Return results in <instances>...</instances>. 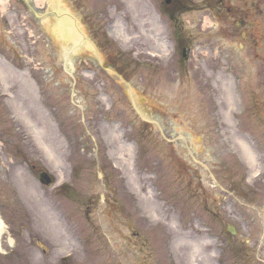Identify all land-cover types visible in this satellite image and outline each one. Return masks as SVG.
Returning <instances> with one entry per match:
<instances>
[{
	"label": "rangeland",
	"instance_id": "rangeland-1",
	"mask_svg": "<svg viewBox=\"0 0 264 264\" xmlns=\"http://www.w3.org/2000/svg\"><path fill=\"white\" fill-rule=\"evenodd\" d=\"M63 1L93 46L68 62L31 0L0 5V264H264V0H232L247 41L222 2L174 23L162 0Z\"/></svg>",
	"mask_w": 264,
	"mask_h": 264
},
{
	"label": "bare ground",
	"instance_id": "bare-ground-1",
	"mask_svg": "<svg viewBox=\"0 0 264 264\" xmlns=\"http://www.w3.org/2000/svg\"><path fill=\"white\" fill-rule=\"evenodd\" d=\"M33 8L31 12L40 21L42 28L47 29L51 36L55 39L56 44L59 45L63 53V58L67 62L75 54L81 53L88 48L93 49L84 34L83 27L80 20L73 14V12L68 8L67 4L63 0H31ZM126 0H122L121 4L124 5ZM7 0H0V5L2 9L4 8ZM122 14H120L121 16ZM122 17V16H121ZM131 25V23H130ZM133 28V27H132ZM109 35L115 40H121V44H125L130 39V33H136L135 29L129 30L123 26L120 19L114 20L112 18V23L108 26ZM226 89V88H225ZM114 141V137L112 139ZM111 140V141H112ZM243 160H245L249 167L252 168L257 161L256 154L251 150L249 145L245 142H241ZM125 152L131 153V150L119 146L116 152L110 153L111 156L114 155L121 157L123 160L125 157ZM125 160V159H124ZM1 226V224H0ZM186 236V235H185ZM187 239V236L186 238ZM211 243V242H209ZM190 243L183 242L181 249L189 246ZM204 245H194L193 250L189 251L190 257L197 258L201 256L204 251ZM188 251V248H187Z\"/></svg>",
	"mask_w": 264,
	"mask_h": 264
},
{
	"label": "flooded vegetation",
	"instance_id": "flooded-vegetation-1",
	"mask_svg": "<svg viewBox=\"0 0 264 264\" xmlns=\"http://www.w3.org/2000/svg\"><path fill=\"white\" fill-rule=\"evenodd\" d=\"M166 1V0H165ZM211 1V0H208ZM218 3L222 2V4L226 3L224 6V17H225V22L230 21V20H234L236 16H238L240 13H242V10H244L243 8H239L238 5H236L235 3H232V0H218ZM258 3L256 2H252L251 8L252 9H257L256 13L257 14H261L262 12L259 10V6L257 5ZM165 2H163V8L165 6ZM215 5L214 3L210 6V8H213ZM244 7V5H243ZM175 11H172L171 13L174 14ZM242 16V15H241ZM239 17V16H238ZM246 24V20L245 18H242L241 20L239 19L238 21H233V26L231 27L232 29H234L236 31V33L238 35H241L244 39H246L247 35L250 34L249 33V28L245 27ZM252 28V27H251ZM252 41V40H251ZM184 50V52H183ZM181 51V55L183 58L187 57V54L189 52V48L185 45L178 47V52Z\"/></svg>",
	"mask_w": 264,
	"mask_h": 264
},
{
	"label": "water",
	"instance_id": "water-1",
	"mask_svg": "<svg viewBox=\"0 0 264 264\" xmlns=\"http://www.w3.org/2000/svg\"><path fill=\"white\" fill-rule=\"evenodd\" d=\"M39 180L45 185L49 184L50 182V178L44 173L39 176Z\"/></svg>",
	"mask_w": 264,
	"mask_h": 264
}]
</instances>
